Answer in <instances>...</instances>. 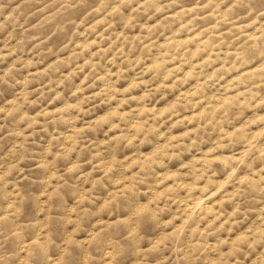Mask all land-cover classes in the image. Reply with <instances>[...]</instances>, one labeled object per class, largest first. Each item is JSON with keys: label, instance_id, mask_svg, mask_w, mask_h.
Segmentation results:
<instances>
[{"label": "clouds", "instance_id": "obj_1", "mask_svg": "<svg viewBox=\"0 0 264 264\" xmlns=\"http://www.w3.org/2000/svg\"><path fill=\"white\" fill-rule=\"evenodd\" d=\"M193 2L204 6L189 13L187 8ZM25 3L28 5V26L17 25L23 29V36L5 39L2 33L7 29L0 28V45H4L0 47V89L13 90L7 97L0 91V264H210L212 260H217L218 264H264V69L251 76L246 71L264 65V0H207L206 5L205 0H25ZM114 4L119 8L110 14L109 9ZM216 4L220 5L219 9H215ZM11 5L12 0H0V15ZM177 9L184 10L182 16L170 15ZM213 9L216 10L215 17L208 15ZM225 11L227 16L222 18ZM129 14L133 19L124 26V18ZM97 15H105L106 20L114 22L110 32L123 27L126 33L141 31L143 34L142 23L160 21L147 37L150 47L142 49L138 41L128 53L129 56L139 53L140 64L126 60L124 53H117L109 62L113 68L126 69L120 74L122 78L116 84L117 88L124 87L137 72H140L136 76L138 80H149L148 84H139L124 92V96L139 95L147 90L150 96L140 103L156 104L159 108L181 90L190 89L197 81L203 82L202 90L190 97V100L198 101L195 108L192 103L178 106L180 115H184L198 111L208 103L210 94L227 95L224 84L232 76L243 74V83L233 81L236 86L231 89L240 95L215 113L207 109L203 117H193L191 123L183 121L185 127L197 123L201 127L196 133L181 137L184 143L180 140L172 142L176 147L166 151L177 153L175 156L169 158L157 154L158 164L145 165L143 169L136 164L125 169L124 165L134 156L150 152L167 139L168 134L159 137V131L170 123L167 117L158 118L154 122L156 125H160L161 119L165 124L149 132L145 142L140 143V137L148 132V124L153 122L155 113L137 115V111L132 110L136 100L128 99L118 109L130 110L127 116L97 121L95 117L103 115L116 103L115 99L107 102V97L118 93L109 89L99 96L86 97L79 106L66 104L65 92L54 95L68 81H75L80 76L84 69L75 67L80 57H74L62 69L54 70V74L60 76L59 84L47 72H32L35 63L25 67L23 59H16L33 54L27 51V45L31 43L29 32L37 33L34 39L45 37V44L54 37H64L68 40L67 51L80 36V30ZM190 17H195L193 23L186 25L181 34L188 28L200 31L205 25L216 23L218 26L212 31L220 32V36L213 37V41L219 39L221 48L229 47L235 49V53H242L247 63H242L240 55H229L223 60L226 68H230L226 70L220 67L221 59L216 58L215 62L197 65L191 77L176 81L172 88L156 89L154 86L162 79L166 85L192 66L188 59L190 51H186L183 58L187 63L180 60L177 51V59L170 63H179L180 69L173 70L167 78L164 74L170 63L161 64L158 70L141 71L151 63L157 51H162L158 45L174 30L177 21L183 23ZM99 27L89 28L85 38ZM193 43L184 47L190 49ZM112 50L107 49L93 57L94 60L99 58L88 77L94 81V86L105 82L95 78L109 66L104 61ZM210 50L211 45L202 46L195 59H202ZM56 52V49H48L41 55L51 58ZM233 62L241 66L237 68ZM213 72L215 75L207 79ZM25 73H28L26 79ZM62 73H68L67 77ZM41 77L50 82L43 84ZM112 79L111 75L106 77V80ZM87 85L88 81H85L81 92L74 93L72 98L79 99L89 90ZM21 88L25 89V96L18 94ZM101 99L106 102L97 103ZM58 104L65 106L49 110ZM258 114L262 118L248 125L243 139H239L240 132L237 131L230 139L218 141L222 147L213 145L215 151L209 154L223 151L237 157L213 177L219 179L234 169L228 184L218 194L239 189L235 196L224 201L225 216L227 210L238 205L228 223L217 230V221L203 235L199 231L193 233L192 239L200 242L190 246L186 242L192 225L202 226L207 222V218L201 219L203 214L198 212L184 225L182 232L155 244L161 232H172L180 222L172 217L174 213L179 214L177 205L187 189L180 188L175 181L195 180L191 168L183 165L193 156L202 155L212 144L213 137L223 135L219 133L220 127L236 128ZM134 120L145 123L139 130L130 128ZM206 120H210L207 125ZM179 129L177 126L173 131ZM133 135L136 138L129 140L128 137ZM192 135L196 136V141L189 147ZM113 156L115 162L110 161ZM216 167L213 164L205 176L195 182L203 184ZM167 171L179 175L164 179L161 174ZM242 175L250 179L241 182L238 178ZM168 185L173 187L168 189ZM212 187L210 185L208 191ZM113 192L114 196L111 195ZM157 192L160 193L158 197ZM221 239L225 241L223 244H219ZM213 242L219 246L213 247Z\"/></svg>", "mask_w": 264, "mask_h": 264}, {"label": "rangeland", "instance_id": "obj_2", "mask_svg": "<svg viewBox=\"0 0 264 264\" xmlns=\"http://www.w3.org/2000/svg\"><path fill=\"white\" fill-rule=\"evenodd\" d=\"M207 4V0H205V5ZM204 5H197L195 2L191 3L187 11L190 13L193 9L197 7H203ZM220 5L216 4L215 9H219ZM28 5L25 3V0H12V5L8 9L7 12H4L0 15V28H6L7 31L2 33L3 38H8L13 35H17L18 38L23 36V29L17 27V25H22L27 27L28 26ZM118 5H113L111 9H109V13H115L118 10ZM213 9L208 12V15L215 17L216 10ZM135 11V9H133ZM184 10L177 9L175 12L170 13L172 16H182ZM222 18L227 16V12H223L221 14ZM151 18V17H149ZM133 19V17L129 14L124 18V26H127L129 22ZM193 19L195 17H190L183 21V23L177 21V26L174 28L172 32H170L158 45L162 51H157L155 55L152 57L151 63L145 65L141 71L147 72L149 69H156L158 70L161 64L170 63L171 60H176L177 57L175 53L179 51L180 53V60L184 63L188 61H184V55L186 51H190L191 55L189 56V60L192 61V66L186 68L183 71L182 76H176L170 83L164 84V80L162 79L161 82L154 87L159 89L160 87H168L172 88L176 81H183L193 75V69L197 67V65H202L205 62H215L216 58L221 59L220 67H225L223 60L229 55H240L242 59V63H247L246 60H243L242 53H235V49L224 47L221 48L220 44L221 41L219 39L213 41V37H219L220 32H214L212 29H215L218 25L213 23L211 25H205L201 28L200 31H193V28H188L183 34H181L182 30L185 29L186 25H191L193 23ZM113 21L106 20L105 15H97L85 28L80 30V36L75 39L74 44H72L71 49L67 50L68 40L64 37H54L48 43H43L45 37H41L40 39H34L37 36L36 32H29L28 39L31 40V43L27 45L28 53L33 54H25L24 56H17L16 59L20 60L23 59L24 66L27 67L32 64H36V67L32 68V72L37 73H45L47 72L51 79L55 80L57 84L60 83V76L54 74V70L56 68H63L64 64L71 62L74 57H80L79 62L75 65V67L84 69L80 76L75 81H68L64 87L60 88L54 95H60L61 92L66 93L65 103L66 104H76L79 106L81 102L86 97H94L99 96L102 93L106 92L107 90H111L112 92L118 93L116 96H108L107 102H111L113 99L116 100V103L112 105L109 109H107L103 115H99L95 117L97 121H103L108 119L109 117L119 116L121 118L127 116L129 114L128 109L124 111H118V109L127 102L128 99H134L137 101L136 104L133 105L132 110L137 111V115L143 114L144 112L155 113L152 117V123L148 124V132L145 133L144 136L140 137V143H144L148 137L149 132L154 131L156 128L160 127V125L165 124V120H160V125H156L154 122L161 117H167V120L170 123L167 125L166 128H162L159 131V137L163 138L167 135V139H164L161 143L155 145V147L147 153H140L138 156H134L132 159L129 160L128 164L124 165L125 169L129 167L139 164L140 168L143 169L145 165L151 166V164H158L160 161L156 160L155 157L157 154L161 156H175L177 153L166 151L167 149L176 147L173 141L180 140L181 137L188 136L189 134L196 133L197 129L201 127L199 123L185 127L182 125V122L187 120L191 123L193 117H203L207 109H211L212 113H215L217 110L222 109L225 105H228L236 96L240 95L239 92L233 93L231 89H233L236 85L233 81H240L241 75H234L231 79H229L224 84V91L227 92V95H215L210 94L208 96V103H206L203 107L199 108L198 111L193 112H185L184 115H180L178 106L181 104H188L192 103L193 108L196 107L198 101L190 100V97L197 95L198 92L202 90V83L197 81L195 84L191 86L190 89L181 90L174 99L169 101L168 103L164 104L157 108L156 104H152L149 106L147 103H140L141 101L145 100L146 97L150 96V92L145 90L141 92L139 95H133L131 97H126L123 95L124 92H127L129 89H132L139 84H148L149 80H138L136 76L140 75V72H137L132 78L128 79V83L124 87L117 88L116 84L119 82L121 77V72L125 71L126 69H122L120 67L113 68L109 62L113 61L116 57L117 53H124L126 60H135L136 64L141 63L142 57L139 53L135 56H129L128 53L135 48L136 42H141V48L150 47V44L147 42V37L151 34L153 29L155 28L156 24H159L160 21L157 20L155 24H144L140 25V29L143 30V34L141 31H136L134 33H126L121 27L119 30L109 31V29L113 28ZM94 25H100L97 28L93 35L87 36L85 38V33L89 28H92ZM204 32H207V35H203ZM190 42H194L193 46L189 49L184 47L188 45ZM211 45V50L209 51L208 55L202 57V59H195L197 54L201 51L202 46L208 47ZM4 45H0L2 47ZM113 46H115L113 48ZM184 47V51H181V48ZM48 49H56V55L52 56L51 58L47 55H41V53L46 52ZM90 49V51H89ZM107 49H113L111 53L108 55L107 60L104 61L105 64L109 66L105 68L104 71L100 72L99 75L95 78L98 80H104L105 82L100 84L99 86H94V81L88 80L90 73L95 69L97 63H99V58L93 59L97 53L103 52ZM171 49V52H170ZM13 51H15V47L13 46ZM221 53L223 55H221ZM13 61L12 63H14ZM88 67H85V66ZM233 66L240 67L241 65H235L233 62ZM11 67V63H9V68ZM180 64H172L170 63V67L164 74V78H167L173 70H179ZM264 69V65L257 66L256 68L246 70L247 73L251 76L254 73L261 71ZM226 70H230V68H226ZM7 71V69H5ZM28 73L24 74V78H27ZM64 77H67L68 73H62ZM111 75L114 77L112 80H106V77ZM215 75V72L211 73L207 79L212 78ZM41 81L43 84H47L50 81L48 79H44L41 77ZM88 81V91H85L83 95L79 97V99H73L72 96L74 93L81 92V85ZM37 87L40 85L37 84ZM55 86V85H54ZM3 91L5 97L10 96L12 94L11 89L3 88L0 89ZM19 95L25 96L27 93L24 88H21L18 92ZM183 98V99H182ZM203 99V97H201ZM106 101L101 99L97 101L99 104H103ZM65 104H58L55 107L50 108L49 110L55 111L57 108L64 107ZM47 107V106H45ZM227 111V109H225ZM262 115H255L254 117H249L248 120L244 121L237 125L236 128L228 129L224 127L219 128V133L223 135H217L213 137L212 144L209 145L206 149L203 150L202 155L193 156L192 159L186 164L183 165L184 167L191 168V174L195 177V180H199L200 177L205 176L208 172V169L213 165L216 164L217 167L214 168L209 175H207V179L203 184H198L194 181L187 182V181H175L176 185H178L182 189H187L184 194V197L180 199L179 204L177 205L178 215L174 213L172 219H179L180 222L176 225L175 229L172 230L170 233L161 232L159 237L156 239L155 244H160L167 240L170 235L176 234L178 232H182L184 225L189 222V220L195 216L198 212L202 213L201 219L207 218V222L204 225L193 224L192 228L189 232L188 241L186 243H190L191 245H196L200 241L199 239L193 240L192 234L199 231L201 235L205 232V230L213 225L214 222L216 223V229L219 230L225 224L228 223V218L232 217L235 212L237 206L232 207L230 210H227V216L224 215L225 207L224 201L230 200L233 196H235L236 192L239 190L238 187L236 189H229L227 192H224L222 195H218L221 193V190L225 188L228 184L232 172L234 169H230L225 175H223L219 179H214L213 177L216 176L218 171H222L225 167L228 166L230 160H235L237 157L233 156L231 153H226L223 151L217 152L216 155H209L210 153L214 152L215 149L213 145L216 147H222V145L218 144V141L223 140L225 138L233 137L237 131L240 132L239 139H243L245 135V129L248 127L249 124L253 123L255 120H260ZM147 120V117L145 118ZM145 121L142 120H134L132 124L129 125L130 128H134L139 130L143 127ZM205 125L210 123V120H206ZM220 123V121H217ZM180 126L178 131H173V129ZM83 127V125H80ZM111 127V126H110ZM116 135H120L117 133ZM255 135V133H254ZM135 135L128 137L129 140L135 139ZM203 140V137L201 138ZM196 141V136L192 135V139L188 141V146L191 147V144ZM100 143H104V138L101 137ZM180 143H184L183 140H180ZM199 151V149H198ZM115 157H110L111 162H115ZM97 163H101L97 161ZM111 166V163L109 164ZM107 169H105L106 171ZM164 179H168L169 177H176L179 175L178 172L175 171H167L161 174ZM188 175V173H185ZM239 181L243 182L249 180L250 177L247 175H242L239 178ZM160 183V181H157ZM210 185H213L211 191H208ZM173 185H168L167 188L171 189ZM167 190V189H165ZM195 192V195H191ZM207 192V195L204 193ZM111 195H115V193H111ZM157 197L160 195L159 192L155 194ZM108 201L105 200V203ZM183 217V219H180ZM103 223V221H99ZM235 223V221H232ZM167 223V222H166ZM242 235V234H241ZM225 241L221 239L219 244H223ZM155 244L153 246H155ZM219 245L213 242V247H218ZM223 255V253H221ZM210 264H218L217 260H212Z\"/></svg>", "mask_w": 264, "mask_h": 264}]
</instances>
